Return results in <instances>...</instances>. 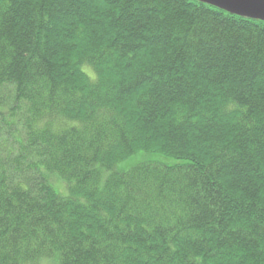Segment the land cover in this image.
Listing matches in <instances>:
<instances>
[{
  "label": "trees",
  "instance_id": "1",
  "mask_svg": "<svg viewBox=\"0 0 264 264\" xmlns=\"http://www.w3.org/2000/svg\"><path fill=\"white\" fill-rule=\"evenodd\" d=\"M0 264H264V21L0 0Z\"/></svg>",
  "mask_w": 264,
  "mask_h": 264
},
{
  "label": "water",
  "instance_id": "2",
  "mask_svg": "<svg viewBox=\"0 0 264 264\" xmlns=\"http://www.w3.org/2000/svg\"><path fill=\"white\" fill-rule=\"evenodd\" d=\"M229 13L264 21V0H199Z\"/></svg>",
  "mask_w": 264,
  "mask_h": 264
},
{
  "label": "rangeland",
  "instance_id": "3",
  "mask_svg": "<svg viewBox=\"0 0 264 264\" xmlns=\"http://www.w3.org/2000/svg\"><path fill=\"white\" fill-rule=\"evenodd\" d=\"M165 158H167L169 160V162L173 161V159H171L169 157H165ZM148 159H156V158H154V156L148 155V153H146V152H137L134 155H131V156L127 157L126 159L116 163L113 166V169H109V170L104 171L103 172V178L105 177L106 172H108L110 170H114V172L123 171V170H126V169H128V168H130V167H132V166H134L140 162L148 160ZM53 181H55V184H57L59 187H61V182L59 181V179L53 178Z\"/></svg>",
  "mask_w": 264,
  "mask_h": 264
}]
</instances>
